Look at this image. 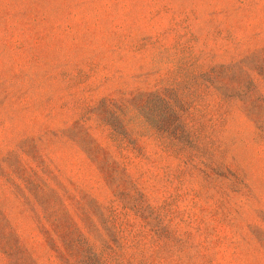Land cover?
Here are the masks:
<instances>
[{
    "label": "rangeland",
    "instance_id": "rangeland-1",
    "mask_svg": "<svg viewBox=\"0 0 264 264\" xmlns=\"http://www.w3.org/2000/svg\"><path fill=\"white\" fill-rule=\"evenodd\" d=\"M48 201L107 264H264V0H0V219L64 264Z\"/></svg>",
    "mask_w": 264,
    "mask_h": 264
},
{
    "label": "trees",
    "instance_id": "trees-1",
    "mask_svg": "<svg viewBox=\"0 0 264 264\" xmlns=\"http://www.w3.org/2000/svg\"><path fill=\"white\" fill-rule=\"evenodd\" d=\"M39 208L42 211L40 218L45 223L49 222L51 227H54V223L63 226L62 230L41 229L51 242L59 261L64 264H107L94 247L88 244L81 229L69 219L61 201H48L45 207ZM0 251L8 264H35L30 252L20 245L17 236L3 219H0Z\"/></svg>",
    "mask_w": 264,
    "mask_h": 264
}]
</instances>
